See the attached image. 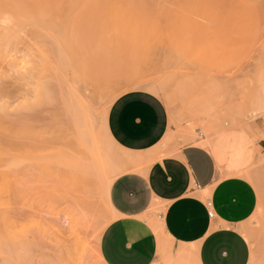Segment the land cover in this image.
I'll list each match as a JSON object with an SVG mask.
<instances>
[{"label": "rangeland", "instance_id": "obj_1", "mask_svg": "<svg viewBox=\"0 0 264 264\" xmlns=\"http://www.w3.org/2000/svg\"><path fill=\"white\" fill-rule=\"evenodd\" d=\"M136 90L165 104L166 144L254 185L242 233L264 264V0H0V264H101L109 186L135 170L106 117ZM82 135L102 166L79 193Z\"/></svg>", "mask_w": 264, "mask_h": 264}, {"label": "crops", "instance_id": "obj_2", "mask_svg": "<svg viewBox=\"0 0 264 264\" xmlns=\"http://www.w3.org/2000/svg\"><path fill=\"white\" fill-rule=\"evenodd\" d=\"M106 131L137 163L109 186L113 213L97 241L101 264H256L242 233L258 206L256 188L228 176L201 146L166 144L169 114L159 96L136 90L117 97ZM193 155L201 169L194 170ZM129 179L138 183L125 193Z\"/></svg>", "mask_w": 264, "mask_h": 264}, {"label": "bare ground", "instance_id": "obj_3", "mask_svg": "<svg viewBox=\"0 0 264 264\" xmlns=\"http://www.w3.org/2000/svg\"><path fill=\"white\" fill-rule=\"evenodd\" d=\"M89 62V61H88ZM93 62V61H92ZM91 64V63H90ZM99 64V63H98ZM86 65L88 66V63H86ZM95 65V64H94ZM97 66V65H96ZM97 68V67H96ZM98 70V69H97ZM93 72V71H92ZM101 73V72H100ZM93 74V73H92ZM96 75V74H95ZM94 75V76H95ZM98 75V74H97ZM97 75L95 76V77H97ZM101 75V74H100ZM104 76V75H103ZM109 76L110 75H108V77H106V78H109ZM115 76V75H114ZM99 77V76H98ZM111 77V79L113 78L112 76H110ZM116 78V77H115ZM117 78H119L118 76H117ZM122 78H123V74H122ZM125 78V77H124ZM127 80V79H126ZM81 83V82H80ZM76 87V86H75ZM79 89H81V91H82V88H79ZM77 91H79V90H77ZM76 92V91H75ZM149 92H151V91H149ZM151 93H153V92H151ZM76 96V95H75ZM84 98V97H83ZM85 99V98H84ZM84 102V101H83ZM82 104V103H81ZM87 104V103H86ZM75 105V104H74ZM93 111V110H92ZM75 115V114H74ZM73 116V115H72ZM89 116V115H88ZM75 119V118H74ZM83 122V121H82ZM75 123V122H74ZM79 123V122H78ZM84 124V123H83ZM104 130H105V134H106V136H107V138L109 139V141L112 143V140L110 139V137L108 136V134H107V131H106V122H105V128H104ZM87 135V134H86ZM83 136V138L81 137L80 138V142H79V148H80V151H81V160H82V162H80V163H84L83 165H84V168H85V170L84 169H81L82 170V174L79 176V175H77L76 174V176H75V178L77 177L78 179H76L77 181L75 182L76 183V185H77V188L76 189H78V192L79 193H84V188H87V182H89V184H90V189H91V185H92V183L93 182H91L92 181V179L91 180H89L90 178H88L89 176L90 177H93L94 176V178H95V175H93V172L92 173H90V171L92 170L93 171V167H92V169H90L91 168V166H94V167H96V168H99V169H101V166H102V157H101V154H100V148H99V145H98V141L93 137V136H91V138L90 139H88L87 141H86V139H84V135H82ZM145 160V159H144ZM127 161V162H126ZM221 161V160H220ZM125 162L127 163V165H129V167L130 166H132L133 168H135V165H136V163H137V159H135V158H133V157H127V159L125 160ZM76 169H78V167L76 168ZM90 170L89 172H88V177H86L87 175H84V174H86L87 172V170ZM235 169V167H233V170ZM236 169H237V167H236ZM125 170V169H124ZM96 171V170H95ZM94 171V172H95ZM100 171V170H99ZM74 172V171H73ZM77 172V171H76ZM78 173H81V172H79L78 171ZM92 175H90V174ZM127 173V172H126ZM95 174V173H94ZM243 174V173H242ZM120 174H118V176H119ZM236 176V175H235ZM238 176V175H237ZM95 181H97V180H95ZM91 182V183H90ZM96 183V182H95ZM75 185V186H76ZM96 187V186H95ZM89 189V188H88ZM91 192V190L88 192V194ZM87 192H85V194H86ZM107 197H108V193H107ZM85 200V199H84ZM81 201V200H80ZM85 202H87V201H85ZM82 203V202H81ZM80 203V204H81ZM79 204V203H78ZM86 203H82V205H85ZM94 204V203H93ZM81 205V206H82ZM74 206H75V204H74ZM80 206V205H79ZM108 207H109V209L110 210H112V208L110 207V204L108 205ZM84 208V206H82V209ZM93 209V208H92ZM83 213V212H82ZM81 213V214H82ZM113 213V212H112ZM78 215H80V214H78ZM84 215V214H83ZM82 216V215H81ZM73 217V216H72ZM91 219V218H90ZM198 219V218H197ZM71 220V219H70ZM84 223V222H83ZM78 224V223H77ZM81 226H82V224H80ZM84 225V224H83ZM108 225V223L104 226V227H102L101 228V233H102V231L104 230V228L106 227ZM84 227V226H83ZM88 227V226H87ZM74 229V228H73ZM87 229H89V228H87ZM72 230V229H71ZM86 231H88V230H86ZM73 232V231H72ZM86 233H88V232H86ZM100 233V234H101ZM73 234H74V232H73ZM81 237V236H80ZM87 244V243H86ZM98 254V253H97ZM98 256V255H97ZM101 262V261H100Z\"/></svg>", "mask_w": 264, "mask_h": 264}, {"label": "snow or ice", "instance_id": "obj_4", "mask_svg": "<svg viewBox=\"0 0 264 264\" xmlns=\"http://www.w3.org/2000/svg\"><path fill=\"white\" fill-rule=\"evenodd\" d=\"M147 102V101H145ZM190 163L192 164L194 170H198L201 169L203 167V160L198 156V155H193L190 158ZM128 183V187L122 189L123 192L127 193V192H135V186L137 185V181L135 179H129L127 181ZM127 255H131L130 253H127ZM129 264H131V262H129Z\"/></svg>", "mask_w": 264, "mask_h": 264}, {"label": "clouds", "instance_id": "obj_5", "mask_svg": "<svg viewBox=\"0 0 264 264\" xmlns=\"http://www.w3.org/2000/svg\"><path fill=\"white\" fill-rule=\"evenodd\" d=\"M27 67H28V64L26 62H23V63H21L20 68L18 69V71H23Z\"/></svg>", "mask_w": 264, "mask_h": 264}, {"label": "built area", "instance_id": "obj_6", "mask_svg": "<svg viewBox=\"0 0 264 264\" xmlns=\"http://www.w3.org/2000/svg\"><path fill=\"white\" fill-rule=\"evenodd\" d=\"M210 217H211V214H210Z\"/></svg>", "mask_w": 264, "mask_h": 264}]
</instances>
